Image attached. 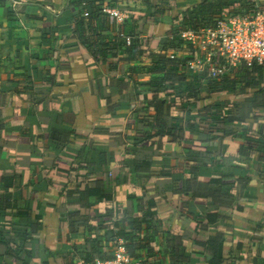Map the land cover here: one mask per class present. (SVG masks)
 Returning a JSON list of instances; mask_svg holds the SVG:
<instances>
[{"label": "crops", "instance_id": "obj_1", "mask_svg": "<svg viewBox=\"0 0 264 264\" xmlns=\"http://www.w3.org/2000/svg\"><path fill=\"white\" fill-rule=\"evenodd\" d=\"M236 1L244 9L254 3L264 10V0ZM71 2L0 0V264H91L115 253L113 221L133 220L143 210L153 214V222L142 237L154 238L156 253L134 249L139 259L264 264V70L260 82L261 73L248 69L229 76L237 83L234 94L203 93L211 98L205 103L225 104L243 119L211 123L213 134L202 133L186 125L185 115L179 123V111L159 114L151 108L153 93L159 90L163 98L165 89H149L163 78L152 73L150 58L124 47L108 63L113 71L96 63L73 38ZM104 6L121 11L123 24L110 17L119 30L148 12L147 0H106ZM179 15L170 10L139 38L165 37ZM117 33L106 41L115 42ZM153 45L158 52L157 40ZM200 80L193 75L188 91L198 90ZM179 126L187 147L167 133ZM147 132L161 135L141 142ZM255 144L263 151L252 150ZM165 155L172 168L163 167ZM139 162L150 168L136 171ZM173 174L186 179L178 182ZM218 182L225 186L212 185ZM187 184L193 192L183 204L180 193ZM214 191L225 199L217 201ZM104 194L111 198L100 199ZM130 195L143 205L129 206ZM108 211L114 218L99 225ZM200 222L216 247L203 260L190 256Z\"/></svg>", "mask_w": 264, "mask_h": 264}, {"label": "trees", "instance_id": "obj_2", "mask_svg": "<svg viewBox=\"0 0 264 264\" xmlns=\"http://www.w3.org/2000/svg\"><path fill=\"white\" fill-rule=\"evenodd\" d=\"M106 0H72L68 9L67 15L70 17V24L73 29V38L77 41H80L87 47L88 53H90L99 65H103L107 67L108 70L113 71V66H109L108 63L110 61H114L119 57V54L126 48L127 53H136L140 54L141 57L150 58L152 63V73L155 75H163L158 81L152 83L149 89H160L162 86L165 89V96L160 98V92L157 90L153 93V100H151V108L155 109L156 112L161 114L162 112H166V110L170 111L172 109L175 110L176 113L178 111L179 115V123L183 119V115H185V122L188 127L196 128L198 127L199 131L204 133L205 131L212 132V124H226L227 121H235V118L243 119L241 115L237 117L233 112L232 108L225 107V104L216 105L213 103H205L207 98L203 97V93H207L209 96H220L221 94H234L237 91V83L234 80H231L230 77H225L219 80H203V78L199 75L201 79L200 86L198 90L192 89L191 92L188 91L189 84L186 87V83L189 82L193 75L188 68L185 66L184 56H180V58L170 59L169 52L174 51L178 47V43L175 41H171L170 36L173 34H178L183 30H193V29H202L209 28L216 25L219 19H221L225 15L230 14H241V13H250L252 12L257 5L253 3V5H249L248 8L244 9L241 5V2L236 0H200L199 4L192 5H181L178 0H147L148 3V12L145 13L143 18H134L129 21L124 27H122V31L124 34L135 37V41L131 46H126L124 42L118 43L117 40L115 42L109 41L106 39L109 37V33H117L120 30L117 28V25L114 21H111L110 16L103 13V7ZM250 2H253L252 0ZM177 9L180 10V15L175 19L171 20L172 28L170 32L161 39H140L139 37L148 32L150 27L154 26L157 21L161 18H165L167 13L172 10ZM243 10V11H242ZM246 10V11H245ZM88 16H85V15ZM112 18V17H111ZM113 20H115L113 18ZM118 37V35L116 36ZM137 38V39H136ZM157 40V44L159 45L158 52L154 51L155 46L153 42ZM146 54L145 56H143ZM139 55V56H140ZM183 58V59H182ZM193 60V58H190ZM116 69V68H115ZM244 70L243 68L238 69ZM264 68L255 67L251 69L249 72L251 74L261 73L259 75V82L261 81V76L263 74ZM241 71H239L240 73ZM249 74V76L251 75ZM246 76V77H249ZM198 79V77L196 78ZM124 82V81H122ZM203 83L204 87H203ZM229 107V106H228ZM235 106L234 108H236ZM245 119V118H244ZM167 133L171 139L180 143L182 146H185V133L181 126L179 127H170L167 130ZM160 133H143L139 136V140L144 142L145 140H152L155 137L160 136ZM254 149H258L263 151L261 146L255 144ZM264 152V151H263ZM88 151H86L87 155ZM167 164H163L164 166H170L172 168V159L170 156H164ZM181 165V162H178ZM150 165L149 163H141L139 162L136 165V171H145L147 167ZM191 174H194V170L192 168L187 169ZM178 182H184L186 179L184 175H180L179 177H175V174L171 175ZM209 181V180H208ZM247 181L246 179L241 180V184ZM213 183V182H212ZM216 185L219 188L224 187L225 185L222 183L212 184ZM91 189V188H90ZM88 190V193L93 194L91 190ZM193 192L192 188L187 186L183 193H180L182 202L187 203L189 201V193ZM211 196L218 200L225 199L224 194L218 191L212 192ZM111 198L110 195H102L100 199H106L107 201ZM195 198V195H194ZM221 198V199H220ZM129 206L133 204V202L137 201L139 207L143 205L141 199L137 198L135 195H130L128 197ZM145 209V208H144ZM205 210V209H204ZM139 213L142 217H138ZM135 214L133 220L128 221L127 219H115L113 221L114 233L113 238L114 242L117 243L119 240H123L125 244V248L133 255V257L138 258L133 253L134 249H148L150 254L156 253L154 248L152 247L154 238H149L147 235L142 237L143 232L150 230L149 223L153 222V214L148 210H143ZM138 217V218H137ZM112 212H106V214L101 218V222L99 225L103 226V224L110 219H113ZM207 218L209 216L207 215ZM213 221L211 218H209ZM128 223V227L126 226ZM88 224L86 223V226ZM91 231L94 230V227L87 226ZM104 228V227H103ZM145 228V229H144ZM194 241V254L190 256L200 257L199 259L203 260L202 254H204L209 248H216L215 243L208 239L207 228L203 222H200L195 227L194 235L192 236ZM180 247L181 252H184ZM241 248V246H239ZM117 248V244H115L114 249ZM115 251V250H114ZM184 255V254H183ZM187 255V254H185ZM114 257V253L109 252L105 254L104 257L99 258V260L107 261L111 260ZM89 261V257L86 256ZM155 258V259H154ZM142 260V264H162L161 259L157 256L149 257L146 260Z\"/></svg>", "mask_w": 264, "mask_h": 264}, {"label": "built area", "instance_id": "obj_3", "mask_svg": "<svg viewBox=\"0 0 264 264\" xmlns=\"http://www.w3.org/2000/svg\"><path fill=\"white\" fill-rule=\"evenodd\" d=\"M103 13L114 18L118 25L124 22L117 8L104 6ZM117 35L128 47L135 41V37L124 34L122 30ZM170 39L178 43V48L169 52L170 59H178L180 53L185 54L189 57L184 58L186 68L192 74H201L206 80L231 76L240 68H264V10L261 7L250 13L225 15L213 27L183 30L171 35ZM191 54L197 56L191 57ZM91 264H142V260L133 257L125 248L124 241L119 240L111 260L97 259Z\"/></svg>", "mask_w": 264, "mask_h": 264}]
</instances>
